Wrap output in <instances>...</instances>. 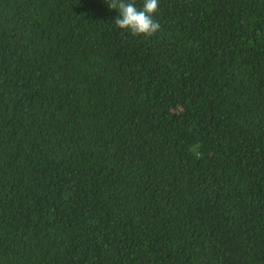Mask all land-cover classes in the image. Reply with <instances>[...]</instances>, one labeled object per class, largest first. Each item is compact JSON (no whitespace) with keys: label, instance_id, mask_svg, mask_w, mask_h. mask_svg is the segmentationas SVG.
Listing matches in <instances>:
<instances>
[{"label":"trees","instance_id":"trees-1","mask_svg":"<svg viewBox=\"0 0 264 264\" xmlns=\"http://www.w3.org/2000/svg\"><path fill=\"white\" fill-rule=\"evenodd\" d=\"M118 15L0 0V264H264V0Z\"/></svg>","mask_w":264,"mask_h":264},{"label":"clouds","instance_id":"clouds-1","mask_svg":"<svg viewBox=\"0 0 264 264\" xmlns=\"http://www.w3.org/2000/svg\"><path fill=\"white\" fill-rule=\"evenodd\" d=\"M109 9L118 10L115 25L130 32L133 36L151 37L156 34L161 25L154 19L158 12L159 0H144L141 8H137L135 0H105Z\"/></svg>","mask_w":264,"mask_h":264}]
</instances>
